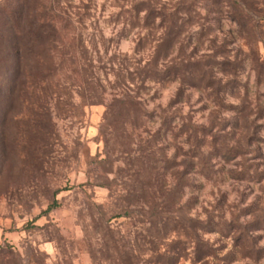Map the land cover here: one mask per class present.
<instances>
[{
  "label": "rangeland",
  "instance_id": "374dc122",
  "mask_svg": "<svg viewBox=\"0 0 264 264\" xmlns=\"http://www.w3.org/2000/svg\"><path fill=\"white\" fill-rule=\"evenodd\" d=\"M0 264H264V0H0Z\"/></svg>",
  "mask_w": 264,
  "mask_h": 264
},
{
  "label": "trees",
  "instance_id": "16d2710c",
  "mask_svg": "<svg viewBox=\"0 0 264 264\" xmlns=\"http://www.w3.org/2000/svg\"><path fill=\"white\" fill-rule=\"evenodd\" d=\"M239 16H242V12H240V14H238ZM238 16V17H239ZM242 21H246V20H244V18L243 19H241ZM241 21V22H242ZM244 23V22H243ZM56 205V203H54V205H52V206H50L49 208H48V210H51L54 206Z\"/></svg>",
  "mask_w": 264,
  "mask_h": 264
}]
</instances>
